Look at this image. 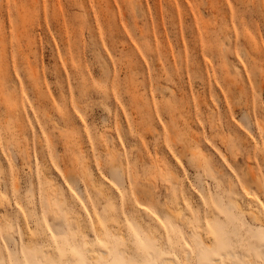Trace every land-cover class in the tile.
Instances as JSON below:
<instances>
[{"label":"rangeland","instance_id":"1","mask_svg":"<svg viewBox=\"0 0 264 264\" xmlns=\"http://www.w3.org/2000/svg\"><path fill=\"white\" fill-rule=\"evenodd\" d=\"M163 257L264 264V0H0V264Z\"/></svg>","mask_w":264,"mask_h":264},{"label":"bare ground","instance_id":"2","mask_svg":"<svg viewBox=\"0 0 264 264\" xmlns=\"http://www.w3.org/2000/svg\"><path fill=\"white\" fill-rule=\"evenodd\" d=\"M239 207H240V209H241L242 211H246V209H245L244 207H242L241 205H239ZM248 213H249V214L252 213V210L249 211ZM254 218H255L256 220H260L259 216H257V215H256ZM94 257H95V256H93V258H94ZM166 261H167V258H166V257H163V258H161V260L159 261V264H167ZM216 263H217V264H220V261L217 259V260H216ZM116 264H117V263H116Z\"/></svg>","mask_w":264,"mask_h":264}]
</instances>
